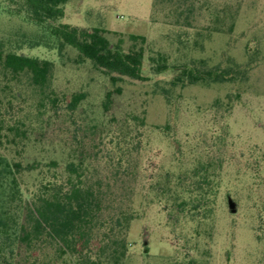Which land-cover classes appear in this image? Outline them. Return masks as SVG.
Segmentation results:
<instances>
[{
  "label": "rangeland",
  "instance_id": "374dc122",
  "mask_svg": "<svg viewBox=\"0 0 264 264\" xmlns=\"http://www.w3.org/2000/svg\"><path fill=\"white\" fill-rule=\"evenodd\" d=\"M228 1L238 12L234 33L207 36L204 29L210 20L206 7L214 4L219 8V0H187L172 14V7L163 0H67L60 23L84 29L98 27L111 42L118 35L146 38V81L120 83L122 93L114 96L108 112L100 115L103 92L111 85L87 65L76 64L73 52L64 51L59 57L56 50L42 45V32L30 21L20 1L0 0V43L4 48L52 61L53 87L61 99L63 95L69 99L76 91L87 94L72 121L53 111L43 115L44 130L29 135L24 164L35 161L41 168L50 159L60 160L62 149L75 144L74 134L88 149L106 150V133H117L131 116L144 117L143 125L136 121L137 128L131 130L133 142L140 140V148L131 156L132 175L124 176V183L113 189L114 208L122 201L124 209L131 200L138 214L127 232L124 264H264V170L254 172L252 153L253 148L261 150L264 165V49L237 96L231 86L192 85L177 88L170 105L160 86L174 73L152 75L147 60L160 52L168 56L169 64L203 58L214 65L227 53L244 63L243 46L249 39L256 36L264 48V0ZM186 17L189 29L182 27ZM176 18L178 28L173 26ZM196 32L202 34L198 49L192 47ZM185 34L189 43L186 50L178 40ZM35 41L41 46H32ZM22 92V98L14 101V112L22 108L17 115L26 121L33 101L27 88ZM219 99L229 105L212 108ZM167 124L168 130L155 129ZM219 127L227 131L220 142ZM196 160L216 165L218 184L220 179L213 217L199 229V237L192 235L195 229L191 224L182 217L177 220L168 207L154 201L158 193L150 188L161 173L176 174ZM23 180L30 189L37 183L26 175ZM228 200L235 203V213L230 212ZM14 252L13 258H8L10 264H28L23 261V245ZM44 252L52 254L53 249L45 245ZM35 254L42 257L38 251Z\"/></svg>",
  "mask_w": 264,
  "mask_h": 264
},
{
  "label": "trees",
  "instance_id": "16d2710c",
  "mask_svg": "<svg viewBox=\"0 0 264 264\" xmlns=\"http://www.w3.org/2000/svg\"><path fill=\"white\" fill-rule=\"evenodd\" d=\"M18 1L27 9L30 21L41 30L42 45L56 50L59 57L66 51L73 52L76 64L87 65L111 85V89L103 92L100 115H105L114 96L122 93L120 83L146 81L144 36L129 34L125 39L118 35L111 42L104 35L105 30L98 27L84 29L60 23L67 0ZM163 1L172 7V14L187 0ZM206 10L210 20L204 29L207 36L234 33L238 12L228 0H219V8L211 4ZM184 23L182 27H191L187 17ZM173 26L180 27L177 18ZM201 35L196 32L197 37L192 40L194 49L202 47L198 40ZM181 38L179 44L186 50L188 35ZM35 42L32 46H41L40 41ZM263 49L262 41L254 36L243 46L247 58L244 63L227 53H222L219 63L214 65L203 58L169 64L168 56L160 52L147 60L152 75L174 73L170 81L160 86L161 95L170 105V97L177 88L192 85L231 86L237 90L233 94L237 96L258 65ZM54 69L55 64L50 60L19 54L0 43V150L3 152L0 154V264H10L8 258L12 259L21 245L26 253L23 261L28 264H124L127 232L138 214L131 200L124 209L123 202H117L119 206L115 209L113 189L124 183V176L132 175L131 156L140 148V140L133 142L131 130L137 128L136 121L143 125L144 117L131 116L117 133H106L105 139L109 137L104 144L106 150L88 149L74 134L75 144L62 149L60 160L50 159L41 168L35 161L24 164L29 135L44 130L43 115L53 111L72 121L87 97L86 92L76 91L69 99L64 95L61 99L53 87ZM23 88L29 90L33 101L27 112L31 115H25L29 117L26 121L17 115L22 108L14 112V101L22 98ZM227 98L230 102V96ZM229 102L216 100L212 108ZM155 129L168 130L169 126ZM226 132L225 127H219V142ZM252 153L254 172L259 174L264 170L263 152L253 148ZM215 171L216 165L196 160L176 174L161 173L150 187L158 193L154 201L168 207L177 220L182 217L191 224L195 229L192 235L196 237L214 214L220 185ZM25 175L37 182L33 189L24 184ZM45 245L53 249L52 254H44ZM37 251L42 257L35 254Z\"/></svg>",
  "mask_w": 264,
  "mask_h": 264
},
{
  "label": "water",
  "instance_id": "95a60500",
  "mask_svg": "<svg viewBox=\"0 0 264 264\" xmlns=\"http://www.w3.org/2000/svg\"><path fill=\"white\" fill-rule=\"evenodd\" d=\"M228 207L231 213L236 212L235 203L231 200H228Z\"/></svg>",
  "mask_w": 264,
  "mask_h": 264
}]
</instances>
